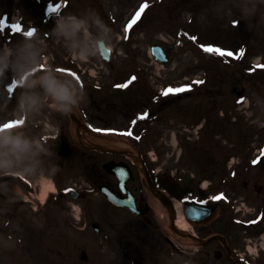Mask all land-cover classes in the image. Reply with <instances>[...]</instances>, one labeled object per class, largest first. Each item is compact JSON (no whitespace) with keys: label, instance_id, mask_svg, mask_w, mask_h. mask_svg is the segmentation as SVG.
Masks as SVG:
<instances>
[{"label":"rangeland","instance_id":"374dc122","mask_svg":"<svg viewBox=\"0 0 264 264\" xmlns=\"http://www.w3.org/2000/svg\"><path fill=\"white\" fill-rule=\"evenodd\" d=\"M43 1L47 2L44 7L41 3H35L39 5L40 12L32 9L30 1L26 2V5L31 7L27 10L24 6L25 19L22 24H19L21 31L14 35L9 28L4 27V30L0 32V43L15 42L26 30L31 28H36L41 34L50 32L56 20L55 17H57L54 14V19L51 18V13L57 12V10L51 11L52 8L58 9L61 15L68 13L79 15L85 11L94 10L112 29L119 21L115 27L116 29L121 27L117 32L119 35L123 33V21L134 6L138 2L145 1L150 4L145 9L144 20L134 28L136 33L129 40L116 42L114 35V56L110 62L112 67L106 66L100 58L88 62H74L61 46L54 44L52 40L47 41L52 54L63 59V62H73L75 65L78 62L81 67L88 70L96 66L102 71L104 81H108L106 84L109 89V100L103 96L107 91L104 86H101L100 93H95L92 96L85 94L83 100L93 123L97 126L105 125L103 121H100L103 120L105 112L98 111L95 107L101 109V103L107 102L110 106L111 102L110 107L115 109L117 108L114 106L117 104H114L115 97L123 104V97L119 96L120 93H127L131 97L135 95L134 90L129 88L130 85L121 87L123 79L129 80L133 75L140 76L147 80L152 87H160L163 83L179 84L181 81L200 76L205 79L204 83L194 88L201 92L199 96L193 95L181 100V104L183 102L185 106L190 107L189 114L184 115L181 111L177 112L178 110L173 108H169L167 111H175L174 115L173 113L169 115V112L164 115L166 111L157 114L154 110L158 103L151 102L150 107L152 106L151 110L156 120L150 115L151 119L136 124L135 128L143 132L136 142L127 136L103 137L86 133L84 134L86 138L105 141L115 148L126 146V144V147L140 145L143 149L142 152L147 151V153H142L143 156L151 163L154 171L159 169V175L167 173V170L170 171V175L176 170L179 174H189L192 172L190 165L193 164V161L194 163L197 159H200L201 162L213 161L215 152L217 156L218 153H222V158H225L226 155H234V159H238V156H246V159H249L250 155L253 157L256 153V151H251L250 147L260 143L259 132L264 129L262 128L264 127V67H261L264 65V15L253 19L242 16L241 9L244 0H187L188 4L183 3L186 0ZM5 3L0 0V4L3 5L0 6V14L8 8L9 3L6 7ZM39 14L46 15V20L43 21L42 18H39ZM10 33L13 36H10ZM156 41L171 46L172 53L171 61L165 64L164 68L161 67L159 72L161 76L158 77V80H155L151 74L153 67L150 65L147 52L148 46ZM204 47H216L222 51H230L233 56H220L217 53L205 52ZM241 50L244 54L236 58ZM258 61H262V63L256 64L258 66L255 69L249 68L252 63L255 64ZM83 78L84 81H90L89 77L83 76ZM103 79H101L102 82H104ZM114 82H118L117 87L112 86V83L116 86ZM242 84L246 90L243 94L244 102L236 103L237 95L232 91V87L240 90L243 88ZM121 88L129 89L122 92ZM217 88L220 89V95L217 93ZM161 97L168 99L162 93ZM89 98L95 100L94 105L89 103ZM162 99L159 103L163 102ZM131 102L134 103V99L129 101V103ZM134 105L135 103L132 104L133 107ZM128 109L127 105L124 110L128 112ZM221 111L224 113L223 115ZM200 112L210 115V126L208 125L207 130L201 134L203 140L198 142V146L195 147L191 142L186 146L190 149L184 150V145L182 146L181 143L176 145L173 142L171 144L170 131L175 129L177 139L183 133L187 138L192 132L190 129L179 128L178 123H192L191 121L195 120ZM133 115L132 111L128 115H124L122 111L112 112V114L108 112V119L109 121L111 118L113 119L110 125L115 128L126 127ZM219 120L222 123L220 126H218ZM184 126L187 125L184 124ZM190 126L191 124L188 127ZM180 131L183 132L179 135ZM193 147L194 151H197L195 156L191 150ZM153 150L157 156L156 162H152L149 157V153ZM105 157L109 158L110 156ZM210 157L212 159H209ZM229 158L227 157V159ZM55 163L54 160L52 164ZM224 167L226 169L225 164ZM166 176L168 177V174ZM174 184L173 190H177L178 184ZM224 184L234 192L241 194L243 191L236 183L234 185L233 182L224 181ZM52 208L53 206L47 214H56ZM88 211H85L82 217L90 215L94 222L102 220L103 208L97 197L92 199ZM70 220L71 218L63 217L57 221L47 220L46 224L49 221L52 224L58 222L57 230L62 228L66 234V237L54 239L47 237L46 241L51 243L50 248L30 245L24 248L25 254H23L19 252L20 248L14 243L0 242V264H109L113 261L118 264L119 260H114L110 247L103 243L100 235L94 233L90 223L85 230L81 231L75 229V223ZM30 221L32 222V220ZM105 224L107 233L111 236L115 235L116 232L112 229V225ZM83 251L88 256L85 260L80 256Z\"/></svg>","mask_w":264,"mask_h":264},{"label":"clouds","instance_id":"9594fccd","mask_svg":"<svg viewBox=\"0 0 264 264\" xmlns=\"http://www.w3.org/2000/svg\"><path fill=\"white\" fill-rule=\"evenodd\" d=\"M241 14L247 19L264 15V0H244ZM30 30L15 42L0 43V112L15 100L11 116L0 117V181L54 175L58 169L51 164L49 139L58 137L59 128L49 122L42 134L31 129L46 110L67 116L84 100L81 81L56 64L47 41L80 62L113 50V29L94 10L62 15L47 33Z\"/></svg>","mask_w":264,"mask_h":264},{"label":"flooded vegetation","instance_id":"af4514ba","mask_svg":"<svg viewBox=\"0 0 264 264\" xmlns=\"http://www.w3.org/2000/svg\"><path fill=\"white\" fill-rule=\"evenodd\" d=\"M88 94L92 96L93 92L90 90ZM89 103L94 105L95 100L89 98ZM101 104L102 107L99 110L103 112L110 110L107 102ZM13 107L12 101L8 106L9 111L6 113L0 112V117H10ZM77 109L80 123L74 128V131L68 127L71 124V119L68 115L48 113L47 111H45L44 117L40 118V122L34 124L31 129L36 134L44 133L49 122L59 128L58 137L54 140L49 139L57 143L53 149L52 158H60L56 161L58 170L54 175L49 176L52 177L56 190H58L56 200L60 204L65 201L68 205L67 210L71 209L72 204L68 200L73 199L72 197L75 193L72 191L74 189L80 192V196L83 197L86 193L85 190L94 189L95 184L98 185V189L104 186L115 192L119 197H125L127 194L122 193L118 189L119 180L116 175L107 171V163L111 160L124 164L128 163L131 172L119 167V174L124 179L126 187L132 193V199L138 215L135 213L136 219H134L132 215H129L132 213L124 208L123 219L129 225H133L130 222L135 220L140 221V223L136 224L148 227L146 228L147 230L143 231L145 233H140L139 237L140 242L137 249L139 264H264V255L233 257V249L238 252V250L244 248V243H242V236L237 232V226L232 221L229 205L227 206L223 202L217 216L207 223L190 225L187 231L193 233V236L197 239L213 233L221 234L225 238L229 249L221 241L212 240L191 251L189 249L191 246L183 244L176 234L167 231L164 224L160 223L161 220L158 218L155 209L144 195L142 181L131 161L128 162L124 158L105 159L102 155L106 154L98 152L97 155H94V150L80 144L77 133L89 132L92 129L87 128L85 119L90 116L83 101ZM5 178V180L0 181L7 183L6 185L0 184V224L4 226L13 225L19 218L20 220L24 219L27 226V218L25 216L32 212L27 207H31L32 203L37 202L41 190L40 177L32 180ZM213 182V179L210 180V183ZM206 202L209 203L211 200H206ZM52 203L54 202H51L50 205ZM46 207L38 209V212L36 207L34 209L31 208L36 211V214H41ZM261 211L263 212V218L261 222L255 225V228L249 231L251 235L262 231L264 206ZM182 247H188V249H183Z\"/></svg>","mask_w":264,"mask_h":264},{"label":"snow or ice","instance_id":"6c2138e0","mask_svg":"<svg viewBox=\"0 0 264 264\" xmlns=\"http://www.w3.org/2000/svg\"><path fill=\"white\" fill-rule=\"evenodd\" d=\"M148 7L147 4H144L140 7V9L135 13V16L133 17V19L129 22L128 25H126V28H125V31L127 32L129 29L132 28L133 25H135L137 23V21L141 18V14L145 11V9ZM51 11L55 12L56 11V8H52ZM12 28L15 29L16 32H20L21 31V28L18 24L16 25H12ZM4 28H3V21H0V31H3ZM26 35H31L32 34V31L31 30H27L24 32ZM205 52H212V53H217L218 55L220 56H228V57H232L233 56V53L230 52V51H222L221 49L219 48H216V47H204L203 49ZM244 53H243V50L240 51L239 53V56H242ZM236 58H239V57H236ZM261 67H264V65H262ZM132 79H135L134 77ZM130 82V81H129ZM195 83H203V81H197ZM127 85H123V87H126ZM187 90H190V89H187V88H176V89H168L166 90V92L164 93V95H168L169 93H172V94H175V93H179V92H184V91H187ZM133 123H135V121H133ZM8 126H11V125H6V127ZM122 135H132L131 132H127V133H121ZM264 154V153H262ZM222 195L221 196H217V197H214V199H222Z\"/></svg>","mask_w":264,"mask_h":264},{"label":"bare ground","instance_id":"6f19581e","mask_svg":"<svg viewBox=\"0 0 264 264\" xmlns=\"http://www.w3.org/2000/svg\"><path fill=\"white\" fill-rule=\"evenodd\" d=\"M153 197H154V199H155V203H156V205H157V207L160 209V211H162V212H164V214H166L167 213V210H166V207H165V205H163L158 199H157V197H155L154 195H153ZM176 212H177V220H176V222H178L179 223V225L180 226H184L185 224H187V222H186V219L184 218V214H183V211H182V205L181 204H177L176 203Z\"/></svg>","mask_w":264,"mask_h":264}]
</instances>
